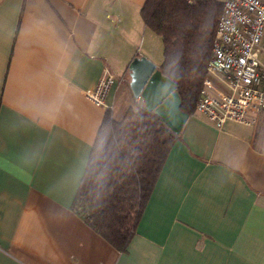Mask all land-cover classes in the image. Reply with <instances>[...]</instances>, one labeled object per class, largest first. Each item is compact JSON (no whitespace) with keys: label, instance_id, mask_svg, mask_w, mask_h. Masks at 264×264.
Listing matches in <instances>:
<instances>
[{"label":"crops","instance_id":"obj_1","mask_svg":"<svg viewBox=\"0 0 264 264\" xmlns=\"http://www.w3.org/2000/svg\"><path fill=\"white\" fill-rule=\"evenodd\" d=\"M144 2L0 0V264H264V113L188 116L124 253L72 209L104 113L141 103L129 63H162ZM102 64L115 82L98 106L84 90Z\"/></svg>","mask_w":264,"mask_h":264},{"label":"trees","instance_id":"obj_2","mask_svg":"<svg viewBox=\"0 0 264 264\" xmlns=\"http://www.w3.org/2000/svg\"><path fill=\"white\" fill-rule=\"evenodd\" d=\"M220 0H145L143 25L162 42L161 74L191 116L211 57ZM142 102L120 122L104 113L72 209L116 251L124 253L172 145L179 139Z\"/></svg>","mask_w":264,"mask_h":264},{"label":"built area","instance_id":"obj_3","mask_svg":"<svg viewBox=\"0 0 264 264\" xmlns=\"http://www.w3.org/2000/svg\"><path fill=\"white\" fill-rule=\"evenodd\" d=\"M195 1L207 0H187L189 4ZM221 2L195 113L216 128L226 122L253 126L264 113V0ZM114 82V75L102 64L84 96L95 105L105 106Z\"/></svg>","mask_w":264,"mask_h":264},{"label":"water","instance_id":"obj_4","mask_svg":"<svg viewBox=\"0 0 264 264\" xmlns=\"http://www.w3.org/2000/svg\"><path fill=\"white\" fill-rule=\"evenodd\" d=\"M128 86L145 110L153 112L175 134H180L188 115L180 110L175 84L146 57L136 56L128 65Z\"/></svg>","mask_w":264,"mask_h":264},{"label":"rangeland","instance_id":"obj_5","mask_svg":"<svg viewBox=\"0 0 264 264\" xmlns=\"http://www.w3.org/2000/svg\"><path fill=\"white\" fill-rule=\"evenodd\" d=\"M159 56H161V53L158 54V57ZM128 81H129V77H128ZM238 127H241V128L248 130L247 128H245L243 126H238ZM254 144L256 146H258V148L264 150V114H262L258 118L257 125H256Z\"/></svg>","mask_w":264,"mask_h":264}]
</instances>
